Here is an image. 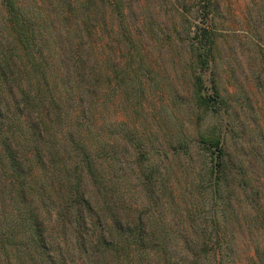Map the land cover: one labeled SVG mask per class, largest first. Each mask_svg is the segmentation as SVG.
I'll return each instance as SVG.
<instances>
[{"label":"trees","instance_id":"16d2710c","mask_svg":"<svg viewBox=\"0 0 264 264\" xmlns=\"http://www.w3.org/2000/svg\"><path fill=\"white\" fill-rule=\"evenodd\" d=\"M97 10L96 0H0V264H238L264 230V157L237 158L235 148L248 140L233 122L198 129L193 144L212 161L207 187L174 194L154 169L143 170L137 184L148 201L126 204L113 176L124 174L127 149L116 152L101 126H109L111 104L139 115L140 102L129 99L143 96L145 81L126 82L130 66L122 60L134 56L130 49H98ZM198 35L195 105L204 114L227 112L211 32ZM228 134L241 140L234 149ZM135 145V157L128 154L134 173L133 163L148 160ZM205 190L213 211L199 223L202 206L189 211L188 199ZM250 256L243 264H264L259 253Z\"/></svg>","mask_w":264,"mask_h":264},{"label":"rangeland","instance_id":"374dc122","mask_svg":"<svg viewBox=\"0 0 264 264\" xmlns=\"http://www.w3.org/2000/svg\"><path fill=\"white\" fill-rule=\"evenodd\" d=\"M96 3V32L101 36L98 49L111 47L116 55L115 49H130L134 56L129 61L122 60L130 66V80L126 82L133 86L136 79L145 81L143 96L129 99L140 102L139 115L134 114L131 106L120 111L111 104L107 116L109 126H101L110 130L116 152L124 146L127 149V156L120 157L126 162L124 174L116 176L115 172L113 176L115 187L119 192L120 186L126 204L146 205L148 193L137 184L143 170L147 174L154 169L155 175L164 179L163 185L167 187L164 191L172 189L174 194L177 189L187 190L191 184L200 190L207 187L205 170L212 161L207 151L193 144L198 129L233 122L234 131H241L248 140V145L235 148L237 158L264 157V0H96ZM105 20L107 36L103 33ZM202 28L211 32V50L215 56L213 72L227 98L225 105L229 107L227 112L220 114L200 113L193 97V78L199 69L191 55L201 46L198 33ZM137 54L140 57L137 58ZM135 97L140 99L135 100ZM122 122L128 125L120 124ZM180 137L184 138V143L178 149ZM227 137V144L233 149L234 141L241 142L238 135L235 139L230 134ZM138 142L139 150L148 152V160L141 166L133 163L134 173L129 170L131 158L128 154L135 157L134 148ZM172 146L177 147V152ZM164 191L158 193L162 199L166 196ZM202 193L199 198L194 191L188 199L189 211L194 209L191 204L202 206L196 221L199 223L208 221L213 211L207 195L210 192ZM261 204L264 207V188ZM248 212L252 216L258 211ZM163 213L167 221H173L172 209L163 207ZM256 223H260V219ZM263 232L261 230L258 241L248 243L250 252L242 255L238 264L248 262L249 255L255 257L259 253L264 257ZM234 237L232 243L236 244L240 236ZM223 260L231 264L229 258Z\"/></svg>","mask_w":264,"mask_h":264}]
</instances>
